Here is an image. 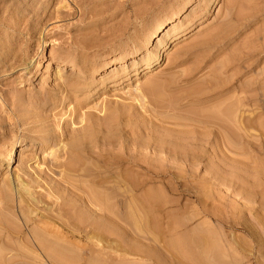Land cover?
Wrapping results in <instances>:
<instances>
[{"label": "rangeland", "instance_id": "374dc122", "mask_svg": "<svg viewBox=\"0 0 264 264\" xmlns=\"http://www.w3.org/2000/svg\"><path fill=\"white\" fill-rule=\"evenodd\" d=\"M66 1L0 0V199L8 197L0 208V264H153L151 256L156 264H264V61L241 70L238 85L252 82L259 91L239 113L235 140L226 132L217 139L203 118L219 101L245 96L208 87L232 77L234 69L215 74L242 50L263 49L264 0ZM231 27L237 30L226 42L201 45ZM148 84L164 86L180 104L162 110L138 101L136 88ZM195 89L203 92L192 95ZM91 127L102 129L100 137L118 130L110 144L97 145L102 158L84 162L125 198L84 173L70 180L73 196L58 195L75 219L87 212L74 206L87 191L105 197L110 219L97 225L112 239L93 244L89 229L69 228L57 214L46 185L30 186L41 204L24 196L22 205L52 219L22 217L14 182L18 172L25 181H60L52 154ZM113 159L124 168L105 172ZM134 181L143 183L138 193ZM46 224L72 234L58 241L60 255L49 249L52 256L42 257L30 242ZM10 226L21 238H4Z\"/></svg>", "mask_w": 264, "mask_h": 264}, {"label": "bare ground", "instance_id": "6f19581e", "mask_svg": "<svg viewBox=\"0 0 264 264\" xmlns=\"http://www.w3.org/2000/svg\"><path fill=\"white\" fill-rule=\"evenodd\" d=\"M65 2H67V1L65 0ZM167 24H168V22L166 24L160 25L156 29V31L154 32V35H157L158 32L164 31ZM236 30L237 29L234 27L226 29L224 32L217 34L213 38H207V39L203 40L201 42V45L206 46V45H211L212 43H224L228 40V38L233 33L236 32ZM217 48L220 49L221 47H217ZM242 52L243 53H241L240 55L238 54L237 56H234L231 61H229L227 64L223 65L221 67L220 71L217 74H215V76L218 77L219 75L227 73L230 70L234 69L235 73L232 75V77L229 80H225V81L223 80L222 84L219 87H217L215 84H212V82H209V85H210L208 87L209 88L208 90H210L209 92H213L216 95L222 96L224 93H226L227 91H230V90L234 93H237V94L238 93L239 94L241 93L242 95L245 94V96L243 98H237L236 97L237 99H234V97H229L225 100L219 101L216 104V106L218 107L216 110L211 111V112L209 111V113L203 115L204 124L207 127L212 128V133L217 134V137H216L217 139H221V138L225 139L224 138L225 137L224 132H226L225 135H228L227 137L229 139H231V138H233V140L236 139V136H234L235 133L233 134V132H235L234 128L237 126L235 124L237 123V119L239 118V113H241L242 109L245 107L246 104L247 105H253L254 101H253L252 95L250 93H252V92L254 93V92L259 91V89H257V87H255L252 82L245 83V81H244V83L239 84V85H238V82L241 80V74H242L241 70H243L242 68H244L247 73L252 72L257 68V66L260 65L261 62L264 61V47H263V49H255V48L254 49L253 48L246 49V51L244 49V50H242ZM201 69H203L201 66L197 67V70H201ZM166 92H167V89L164 86H161L158 84H148L147 86H145L143 88L141 86H138L136 88L135 98L138 101H141V100L145 101L148 98L151 101L150 103L156 105L157 108L161 107L162 110H164L165 108H169L171 110V108L180 104L181 98L168 97L166 95ZM202 92L203 91H199V89H195L191 94L192 95H198V94H201ZM248 94H250V95H248ZM261 96H264V92H262ZM228 101H230V102L227 103ZM152 104H151V106H152ZM166 111H167V109H166ZM176 114H177V112H176ZM112 119L114 120V118H112ZM248 121L250 123L252 122L251 120H248ZM84 122H85V119L83 117H81L80 123H84ZM234 125H235V127H234ZM238 128H240V127H238ZM220 129H221V131H220ZM239 130H241V129H239ZM101 131H102V129H100V128L96 129L94 127H91L90 130L85 129L83 131V133L78 138H75L69 145L67 144V145H64L63 147L60 146L61 147L60 151L52 154V156L54 158V161H53L54 166L57 169H60V173L62 176V179L60 181L55 182L52 179H50L49 182H44V184L40 183V182L37 183L38 181H35L33 179L30 181H25L19 172H18L16 179L14 181L16 184L15 190L18 194L21 205L24 202H26L25 198H27V197H24V196H29L30 201L29 200L28 201L31 202L32 204H37L38 202H39L38 204H41L42 201L41 202L39 201V197H41V194H37L38 197H35L36 194L30 190V186H33L35 184H37L39 187H41L42 185H46L47 186L46 191L48 193V196L49 197L53 196L56 198L54 205L56 206L55 208H56L57 214L61 217L63 216V217L68 218L69 228L83 225V227L86 230L89 229L88 235H87V237H85V239L87 240V242L89 244H93L95 242V240L101 241L104 238L107 240L112 239V237L110 238V236L103 233L102 228L97 225V219L98 218H100V219L102 217L103 218H109L106 215H108V213L111 212V208L107 205V202L103 200L104 196L102 197V194L100 192H97L95 190L90 189V191L86 192V196L79 197L77 199V203H76L77 205L74 204L75 208L76 207H82V208H85L87 210L85 215H80V216H78L79 219L78 218L75 219V218L70 216V211L72 209H74L73 206H70V208L67 210L66 209L67 205L63 202L64 196L60 195L59 192L63 191L62 194L64 192L65 193L67 192V194L73 196V193L70 189V187H73V185L71 184L70 180L73 177H80V176H82L81 173H84L85 176H92L94 184H96V185L98 184L99 187L104 188L105 190H108V191L110 190V192L112 194L115 193L117 196H121L122 198H125V194H124L125 192L119 194L115 191V189H113L110 186H107V184H109L108 183L109 180H108V177H106V175H105V177H103L102 172L92 170L84 162V159L88 158V157L89 158H97V159H99L98 157L102 158L103 155L100 152L99 153L96 152L97 145L99 143H102L104 145L110 144L112 142V139L118 133V130L117 131L115 130V132L111 133L110 136L100 137ZM234 137H235V139H234ZM123 141H124V139H123ZM229 144H228V146H229ZM230 146H232V145H230ZM14 149H15V147L13 146V148L11 150V154L8 157L9 162H11V160L13 159ZM161 149H165V148L162 146ZM170 151L176 152L177 150L175 148H173L171 150V148H170ZM104 160H107V159H104ZM127 163L129 165H136L140 168H143V166L139 163L134 164L133 162L129 163V161H127ZM124 165H125L124 160L113 159V162H111V164L108 166V168L106 169L105 172L112 173V171H114V166H117L118 168L119 167L122 168ZM132 182H133V180H132ZM132 184L133 185H131V189L135 193H138L143 189V183L140 181H136V182L134 181V183H132ZM124 186H125V184H124ZM77 188H78V186H77ZM79 189H80V187H79ZM118 190H120V189H118ZM58 194L60 196H62L63 198L60 197ZM56 195H58L59 197H56ZM6 199H8L7 196H4L2 199H0V208L1 209H5L4 207L6 204ZM46 203H48V202L46 201ZM121 203H122V206H124L125 200H122ZM23 206L24 205H22V207H21L22 217H25L28 220H30V219L32 220V218H39L40 220L52 219L51 216L53 217V215H54V214L51 215V213H49V212H47L46 215L41 213L42 211H44V210L40 209L41 206L38 208V209H40L41 212H38L37 208L34 207L35 205L33 207H27L26 209H24ZM30 206H31V204H30ZM43 207H44V205H43ZM103 214H105V215H103ZM13 215L17 217V215L15 213H13ZM56 218L58 219V217H56ZM120 219L122 221H124L125 215L123 214V216H121ZM119 225H121V224H119ZM95 226L97 228H95ZM25 227H28V223L25 225ZM3 232L5 234L4 238H6V240H11V239H14L16 237H17V239H19V238H21V233H22V231H20V228H15V227H11V226L6 227ZM86 233H87V231H86ZM71 235L72 234L69 231L68 232L60 231L59 229H56L53 226H50L47 224L42 225V226L39 225L36 229L31 231V239H30L31 241L30 242L35 247H37V250L42 257H48L47 255H49V257H50V256H52V254L57 256V255L61 254L62 248H63V247L61 248V245L58 243V241L68 240L69 238L72 237ZM113 237L115 238V236H113ZM114 241H115V239H114ZM47 242H50V245H47L46 244ZM49 249H52V251H51L52 254L49 253ZM117 252L118 251H116V253ZM20 254H21V252H20ZM116 256H115V252H114V255L111 256V258L113 260L117 259L116 261H120L119 259L122 258V255H116ZM150 259L153 262V264L157 263V260L155 259L154 256H151ZM120 263H123V262H120Z\"/></svg>", "mask_w": 264, "mask_h": 264}]
</instances>
